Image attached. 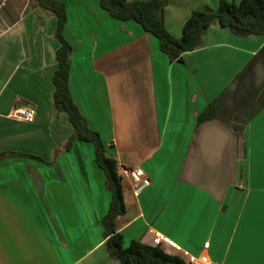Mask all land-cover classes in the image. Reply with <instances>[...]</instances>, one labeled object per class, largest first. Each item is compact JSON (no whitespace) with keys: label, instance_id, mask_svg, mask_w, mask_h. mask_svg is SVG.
Here are the masks:
<instances>
[{"label":"crops","instance_id":"obj_1","mask_svg":"<svg viewBox=\"0 0 264 264\" xmlns=\"http://www.w3.org/2000/svg\"><path fill=\"white\" fill-rule=\"evenodd\" d=\"M58 1L74 103L117 164L149 180L135 194L121 177L124 246L158 235L209 264H264V35L214 21L182 62L170 61L155 36L99 0ZM217 5L168 0L165 27L179 37L192 11ZM55 27L31 0H0V264H121L105 245L111 192L94 146L64 149L73 127L52 99ZM25 105L32 122L10 116ZM209 106L215 114L198 121Z\"/></svg>","mask_w":264,"mask_h":264},{"label":"trees","instance_id":"obj_2","mask_svg":"<svg viewBox=\"0 0 264 264\" xmlns=\"http://www.w3.org/2000/svg\"><path fill=\"white\" fill-rule=\"evenodd\" d=\"M167 1L99 0V6L113 19L133 20L145 32L155 36L159 49L170 61L182 62V54L201 44L202 35L214 21L222 27H227L236 35H264V0H240L239 3L218 0L216 8L194 10L184 22L179 37L172 36L165 27L163 8ZM31 3L56 18L54 36L59 46L56 49L57 68L51 78L54 87L52 99L54 108L57 111L66 112L73 127V133L64 144V149H69L74 140L92 143L94 162L103 170L105 185L111 192L108 209L101 218L108 254L121 264H191L187 256L175 247L166 248L164 241L146 243L139 239H132L124 246L123 236L115 228L116 218L125 211L122 178L117 172V161L106 150L99 133L87 125L85 117L72 99L68 85L71 46L63 35L66 7L58 0H31ZM214 114L213 107L209 106L199 113L197 120L203 121ZM18 154L40 159L34 155Z\"/></svg>","mask_w":264,"mask_h":264},{"label":"built area","instance_id":"obj_3","mask_svg":"<svg viewBox=\"0 0 264 264\" xmlns=\"http://www.w3.org/2000/svg\"><path fill=\"white\" fill-rule=\"evenodd\" d=\"M10 116L26 122H32L35 117V110L31 106H18L11 111ZM117 172L121 177H128L130 179L132 190L135 194L140 192L149 183L148 178L140 168L131 169L123 165H117ZM161 240L162 239L158 235H154V243H159ZM207 246L208 242H205L203 247L207 248ZM176 249L186 255L191 264H209L208 257L204 254L196 257L178 247H176Z\"/></svg>","mask_w":264,"mask_h":264},{"label":"water","instance_id":"obj_4","mask_svg":"<svg viewBox=\"0 0 264 264\" xmlns=\"http://www.w3.org/2000/svg\"><path fill=\"white\" fill-rule=\"evenodd\" d=\"M237 179H238V182H241L242 184L244 183L243 162L242 161H240L238 163V167H237Z\"/></svg>","mask_w":264,"mask_h":264},{"label":"rangeland","instance_id":"obj_5","mask_svg":"<svg viewBox=\"0 0 264 264\" xmlns=\"http://www.w3.org/2000/svg\"><path fill=\"white\" fill-rule=\"evenodd\" d=\"M239 2H240V0L237 3H239Z\"/></svg>","mask_w":264,"mask_h":264}]
</instances>
